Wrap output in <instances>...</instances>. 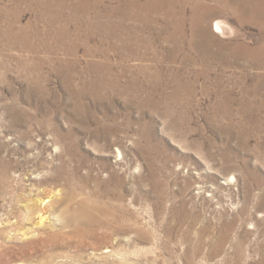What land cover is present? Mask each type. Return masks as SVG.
<instances>
[{
  "label": "rangeland",
  "instance_id": "374dc122",
  "mask_svg": "<svg viewBox=\"0 0 264 264\" xmlns=\"http://www.w3.org/2000/svg\"><path fill=\"white\" fill-rule=\"evenodd\" d=\"M159 1L0 0V264H264V30Z\"/></svg>",
  "mask_w": 264,
  "mask_h": 264
},
{
  "label": "bare ground",
  "instance_id": "6f19581e",
  "mask_svg": "<svg viewBox=\"0 0 264 264\" xmlns=\"http://www.w3.org/2000/svg\"><path fill=\"white\" fill-rule=\"evenodd\" d=\"M214 1H217L220 4H222L223 6H225L226 8H228L237 17V20L240 23H251V24L259 26L262 30H264V0H214ZM125 3L127 5L132 6V8L133 7L137 8V10H140V11H156L162 5L161 1H159V0H146L145 2H142L141 0H126ZM197 7H199V10L202 12V13L200 12V14H205V13L209 14L208 12H210V10H211V8H209L207 5H205V3L203 1L198 2ZM194 15H196V14H194ZM184 19H185V17H184ZM192 22H194V21H192ZM194 23L196 24L197 22H194ZM174 24H176V23H174ZM224 28H225V23H223V22L216 23V25H215V31L221 35H225V29ZM202 31L204 32V30H202ZM196 32H199V31H196ZM202 43H203V41H202ZM201 47H204V46H201ZM239 48L241 50H239ZM232 53L236 57L242 56L245 58L246 57L254 58L256 63H260L261 59L264 57V44L260 45L259 49H249L247 47H241V45H239L237 47V49ZM43 202H44V199L41 200V203H43ZM64 202L65 201L62 199L58 200V201H56V203H54V207L55 206H57V207L61 206L62 207ZM47 205L48 204H46V206L41 210L42 211V217L45 215V217H44L45 220L50 219L49 218L50 216L47 214V211L44 210V209H46ZM88 209H90L89 206L86 207L85 205H81L78 208L77 212L75 211L73 213H70V212L66 211L67 215L64 217L65 227H70L72 232H73V226L76 227L78 230H81L80 226L83 224L91 225L93 223H101V221L95 220L93 218V216L91 215V213Z\"/></svg>",
  "mask_w": 264,
  "mask_h": 264
}]
</instances>
